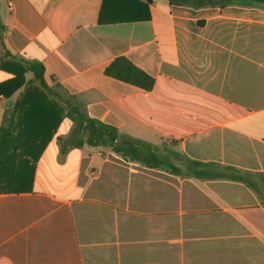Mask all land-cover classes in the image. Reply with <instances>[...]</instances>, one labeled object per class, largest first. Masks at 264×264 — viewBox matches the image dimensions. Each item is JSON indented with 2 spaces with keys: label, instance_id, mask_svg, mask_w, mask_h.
I'll list each match as a JSON object with an SVG mask.
<instances>
[{
  "label": "crops",
  "instance_id": "0c3cea01",
  "mask_svg": "<svg viewBox=\"0 0 264 264\" xmlns=\"http://www.w3.org/2000/svg\"><path fill=\"white\" fill-rule=\"evenodd\" d=\"M144 3L0 0L15 61L43 64L55 100L156 146L163 165L69 146L64 117L30 184L11 142L0 264H264V5ZM119 58L152 89L108 75ZM13 77L0 68V84ZM25 88L0 93V127Z\"/></svg>",
  "mask_w": 264,
  "mask_h": 264
},
{
  "label": "trees",
  "instance_id": "16d2710c",
  "mask_svg": "<svg viewBox=\"0 0 264 264\" xmlns=\"http://www.w3.org/2000/svg\"><path fill=\"white\" fill-rule=\"evenodd\" d=\"M144 6L152 0H146ZM194 7L224 6L234 0H178ZM264 5V0H245ZM100 22L111 23L103 19ZM5 26L0 20V68L14 75L10 80L0 84V93L9 96L24 85L26 86L21 99L8 114L3 126L0 127V154L10 151L11 142H18L15 151L33 164L30 166L29 181L35 170V164L43 151L52 141L64 117L74 123V128L67 138L69 146L82 147L85 144L111 148L115 153L133 162L141 163L149 168H162L157 165L159 160L158 148L143 140L134 139L120 134L118 129L100 120L91 118L85 108L75 99H67L60 104L55 94L45 81V67L43 64L24 65L16 62L14 57L5 49L3 32ZM31 72L33 79L26 81L25 75ZM106 73L126 83H130L145 91L152 89L154 79L144 71L138 69L124 58H119L110 64ZM10 90V91H9ZM120 139V141H118ZM160 162V161H159ZM24 181H27L24 180Z\"/></svg>",
  "mask_w": 264,
  "mask_h": 264
},
{
  "label": "water",
  "instance_id": "95a60500",
  "mask_svg": "<svg viewBox=\"0 0 264 264\" xmlns=\"http://www.w3.org/2000/svg\"><path fill=\"white\" fill-rule=\"evenodd\" d=\"M118 141H120V139H118Z\"/></svg>",
  "mask_w": 264,
  "mask_h": 264
}]
</instances>
